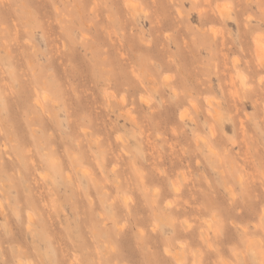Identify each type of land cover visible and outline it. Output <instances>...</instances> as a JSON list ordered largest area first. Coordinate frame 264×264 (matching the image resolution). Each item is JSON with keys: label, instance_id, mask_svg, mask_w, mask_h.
Segmentation results:
<instances>
[{"label": "clouds", "instance_id": "9594fccd", "mask_svg": "<svg viewBox=\"0 0 264 264\" xmlns=\"http://www.w3.org/2000/svg\"><path fill=\"white\" fill-rule=\"evenodd\" d=\"M0 264H264V0H0Z\"/></svg>", "mask_w": 264, "mask_h": 264}]
</instances>
